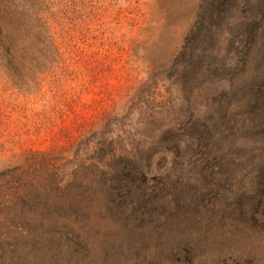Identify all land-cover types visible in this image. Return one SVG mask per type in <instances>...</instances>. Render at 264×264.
Returning a JSON list of instances; mask_svg holds the SVG:
<instances>
[{
	"label": "rangeland",
	"instance_id": "obj_1",
	"mask_svg": "<svg viewBox=\"0 0 264 264\" xmlns=\"http://www.w3.org/2000/svg\"><path fill=\"white\" fill-rule=\"evenodd\" d=\"M101 3L86 73H0V169L54 150L0 264H264V0Z\"/></svg>",
	"mask_w": 264,
	"mask_h": 264
},
{
	"label": "trees",
	"instance_id": "obj_2",
	"mask_svg": "<svg viewBox=\"0 0 264 264\" xmlns=\"http://www.w3.org/2000/svg\"><path fill=\"white\" fill-rule=\"evenodd\" d=\"M111 5L102 4L101 0H0V73H5L24 90H28L30 85L40 86L47 73H57V70H70L72 73L75 69L86 73V53L79 48V44H86V16L93 21L99 10L109 9ZM60 12L73 17L70 21L67 15L60 18ZM51 76L53 79L47 83L48 86L56 84V76L48 77ZM75 135L80 139L78 144L82 142L79 146L82 147L81 152L86 154V138L83 139L85 143L82 140L86 136V122L79 130L76 129ZM74 136L71 139L67 136V139L71 141ZM72 143L65 148L71 150ZM80 150L76 156L81 155ZM53 151H27L24 162L32 160L33 163L23 166L19 161L0 169V193L4 198L0 207L7 208L18 202L14 210L23 211L28 205L38 204L36 189L40 169L34 161L40 155V158L51 160ZM121 159L124 158L115 160ZM128 159L125 157L124 160ZM11 199L14 201L10 202Z\"/></svg>",
	"mask_w": 264,
	"mask_h": 264
}]
</instances>
